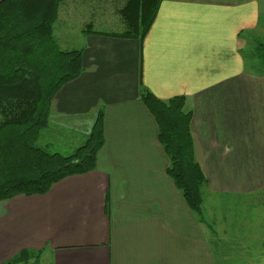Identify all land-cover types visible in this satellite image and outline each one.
Wrapping results in <instances>:
<instances>
[{
  "label": "crops",
  "instance_id": "obj_1",
  "mask_svg": "<svg viewBox=\"0 0 264 264\" xmlns=\"http://www.w3.org/2000/svg\"><path fill=\"white\" fill-rule=\"evenodd\" d=\"M83 37L84 71L58 92L44 132L49 140L65 129L73 152L103 109L96 170L43 196L0 201V264L26 250L41 264H218L212 237L167 175L170 161L141 93L186 99L207 179L205 214L210 196L264 194V69L252 55L264 41V0H163L143 44L108 32ZM259 202L250 209L264 210ZM263 227L257 242L256 228L238 240L255 249L257 264Z\"/></svg>",
  "mask_w": 264,
  "mask_h": 264
},
{
  "label": "trees",
  "instance_id": "obj_2",
  "mask_svg": "<svg viewBox=\"0 0 264 264\" xmlns=\"http://www.w3.org/2000/svg\"><path fill=\"white\" fill-rule=\"evenodd\" d=\"M64 1L0 2V201L43 196L69 177L95 171L106 142L105 112L100 109L90 136L72 155L52 154L36 143L49 128L58 92L84 71L83 51L63 50L56 38ZM125 1L119 11L125 29L114 35L143 44L163 0ZM88 27L83 34L95 32ZM253 57L258 68L264 69V42L255 44ZM141 100L157 122L158 139L170 161L167 175L206 225L203 190L207 179L195 156L192 113L185 110L186 99L163 101L143 90ZM5 264H41L40 254L26 250Z\"/></svg>",
  "mask_w": 264,
  "mask_h": 264
},
{
  "label": "rangeland",
  "instance_id": "obj_3",
  "mask_svg": "<svg viewBox=\"0 0 264 264\" xmlns=\"http://www.w3.org/2000/svg\"><path fill=\"white\" fill-rule=\"evenodd\" d=\"M125 2V0H65L60 9L59 21L55 26L56 38L61 48L63 50L79 49L84 39L83 31L88 29L89 25L96 32L122 33L125 28L119 11L124 8ZM250 53L248 52L247 55L250 56ZM257 64H259L258 61ZM260 69L263 70V68ZM67 133L65 129L61 130L60 128L49 141L46 139L47 134L43 131L41 134L43 138L40 137L36 141L37 146L52 154L57 152L56 149H60L62 153L59 154L68 157L74 151L68 152L69 147L65 146L72 139ZM47 141L51 143V146L46 147ZM263 196L264 194L257 193V199L253 201L252 199L246 201L242 198L229 199L224 196H210L209 208H207L206 214L204 212L206 225L203 226L209 232V236L212 237L213 241H211L218 264H257L255 249L251 247L253 249L247 250L248 246L243 242H238V240L240 239L239 235L248 231L253 232L254 228H256L255 233L250 235L251 239L257 242V238L255 240L253 237L256 234L262 236L263 232L260 228L264 225L257 223V215L264 218V214H262L264 210L250 208L253 204H257ZM260 202L259 206H264V202L262 200ZM204 205L206 203L203 197V210L205 211ZM234 218L240 219V221H235ZM212 222H214L216 230L211 225Z\"/></svg>",
  "mask_w": 264,
  "mask_h": 264
}]
</instances>
